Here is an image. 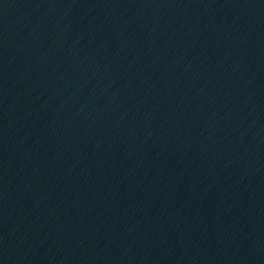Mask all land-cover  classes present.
<instances>
[{"label":"water","instance_id":"obj_1","mask_svg":"<svg viewBox=\"0 0 264 264\" xmlns=\"http://www.w3.org/2000/svg\"><path fill=\"white\" fill-rule=\"evenodd\" d=\"M0 264H264V0H0Z\"/></svg>","mask_w":264,"mask_h":264}]
</instances>
